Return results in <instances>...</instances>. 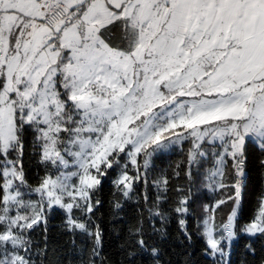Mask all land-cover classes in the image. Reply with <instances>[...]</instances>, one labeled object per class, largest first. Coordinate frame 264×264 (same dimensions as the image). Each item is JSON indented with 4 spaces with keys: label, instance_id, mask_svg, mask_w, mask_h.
<instances>
[{
    "label": "rangeland",
    "instance_id": "rangeland-1",
    "mask_svg": "<svg viewBox=\"0 0 264 264\" xmlns=\"http://www.w3.org/2000/svg\"><path fill=\"white\" fill-rule=\"evenodd\" d=\"M88 1L79 4L86 9L80 21L56 29L0 13V147L6 158L0 222L7 227L0 235L1 264H23L17 253L23 233L46 211L71 214L100 184L97 173L115 152L127 149L135 166L143 154L147 170L155 154L189 139L196 150L205 141L223 145L208 179L214 192L222 187L227 153L238 162L249 140L264 149V0H104L102 10ZM71 2L62 0L73 13ZM18 3L35 17L31 0ZM118 18L129 21L137 39L130 54L111 49L98 34ZM19 119L34 128L43 159L57 170L34 191L25 190L19 165L8 159L18 146ZM120 183L131 192V180L124 176ZM241 186L223 228L217 231L213 216L220 203L203 221L218 264H228L237 238ZM263 221L264 202L244 233H260Z\"/></svg>",
    "mask_w": 264,
    "mask_h": 264
},
{
    "label": "trees",
    "instance_id": "trees-1",
    "mask_svg": "<svg viewBox=\"0 0 264 264\" xmlns=\"http://www.w3.org/2000/svg\"><path fill=\"white\" fill-rule=\"evenodd\" d=\"M100 36L113 50H134L136 36L127 20H115ZM17 127L18 146L8 159L19 165L25 190L34 191L57 170L43 159L34 128L20 119ZM225 151L223 145L208 141L196 150L189 139L155 154L147 170L143 154L135 166L127 149L113 153L97 173L100 184L71 214L63 209L46 211L41 222L23 233L19 257L23 264H218L204 237L203 221L220 203L213 216L217 231L223 228L242 181L237 238L228 264H264V228L255 236L244 233L263 207L264 149L249 140L238 162L227 153L222 187L213 192L208 179ZM5 160L0 147V218L5 210L6 181L1 171ZM124 176L133 183L130 193L120 183ZM6 231L0 222V235ZM3 255L0 243V264Z\"/></svg>",
    "mask_w": 264,
    "mask_h": 264
},
{
    "label": "crops",
    "instance_id": "crops-1",
    "mask_svg": "<svg viewBox=\"0 0 264 264\" xmlns=\"http://www.w3.org/2000/svg\"><path fill=\"white\" fill-rule=\"evenodd\" d=\"M20 0H18V2H19ZM32 2H33V6H35V9H36V14H35V17H33L32 16V18H31V16L30 15H32V14H29L27 11H26V7L22 4V3H18V2H16V0H6V2H0V13H4V12H6L7 14H9V15H14V16H17V17H21V16H24V17H26L27 19H33V20H35L36 19V25L37 26H42V22H41V20L38 18V14H39V12L41 11V9H42V7H43V5H44V3H46V2H53V3H55V2H62V0H31ZM82 0H72V2H71V5L73 6V7H77L76 8V10H75V12H69L72 16H82L84 13H85V8H84V6L82 7V6H79V4H80V2H81ZM104 0H101V1H93V3H92V8H96V7H99V9L100 10H102V9H104V7H102V2H103ZM159 3H160V0H157ZM88 2H92V1H88ZM107 2V1H106ZM137 6H140V4H138ZM186 16V15H185ZM91 17V16H90ZM92 17H93V15H92ZM187 17H189L188 15H187ZM118 19H120V18H118ZM121 19H123V18H121ZM78 20H79V18H78ZM80 20H81V18H80ZM79 20V21H80ZM93 19L91 18V21H92ZM117 20V19H116ZM124 20H127V19H124ZM115 21V20H114ZM114 21H112V22H114ZM128 21V20H127ZM112 22H110V23H112ZM90 23H92V22H90ZM109 23V24H110ZM128 23H129V21H128ZM109 24H107V25H105V26H101V27H98V34H99V36H100V34H101V31H102V29L104 28V27H106V26H108ZM30 29H31V31H34V29H35V26L34 25H31L30 27H29ZM56 29V28H55ZM101 37V36H100ZM102 39V38H101ZM103 40V39H102ZM104 41V40H103ZM105 42V41H104ZM1 45V44H0ZM136 45H137V39H136V41H135V45H134V50H135V48H136ZM52 46L53 47H55V46H57L56 45V43H52ZM1 47H2V45H1ZM133 50V51H134ZM116 51V50H115ZM132 51V52H133ZM132 52H123V53H127V54H130V53H132ZM3 58V57H2Z\"/></svg>",
    "mask_w": 264,
    "mask_h": 264
},
{
    "label": "built area",
    "instance_id": "built-area-1",
    "mask_svg": "<svg viewBox=\"0 0 264 264\" xmlns=\"http://www.w3.org/2000/svg\"><path fill=\"white\" fill-rule=\"evenodd\" d=\"M94 1V0H89ZM43 26L48 29L57 27H68L78 21L79 16H72L62 2H46L38 14ZM36 21V19L34 20ZM3 57L2 47L0 45V59Z\"/></svg>",
    "mask_w": 264,
    "mask_h": 264
}]
</instances>
